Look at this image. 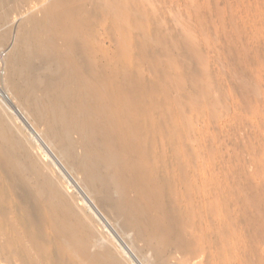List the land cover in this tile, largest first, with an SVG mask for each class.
I'll return each mask as SVG.
<instances>
[{
    "label": "rangeland",
    "instance_id": "obj_1",
    "mask_svg": "<svg viewBox=\"0 0 264 264\" xmlns=\"http://www.w3.org/2000/svg\"><path fill=\"white\" fill-rule=\"evenodd\" d=\"M61 9L74 12L80 45L73 35L51 27L50 19L58 11L63 13ZM11 26L14 30L9 31ZM17 28L34 31L31 45L24 32H16ZM3 31L13 34L0 42L1 105L7 106L11 118L14 115L12 122L33 146L30 151L38 154L33 155L47 161L42 163L47 166L45 171L65 183L59 182L63 191L66 189L70 196L73 193L72 199L77 198L81 206L76 204L95 218L98 240H109L114 251H120L115 253L129 262L124 264L162 263L156 252L151 254L152 242L144 239L150 243L144 246L145 241L137 237L138 229L126 220V213L122 211L113 218L105 205L85 191L82 174L78 172L79 176L68 164L67 168L60 153L52 152L42 139L47 123H41L35 115L31 99L16 90L17 83L30 80L36 96L48 106L55 89L46 86L43 77L59 73L63 54L78 69H83L87 58H91L93 61L87 64L96 66L100 74L127 83L140 144L154 176L162 180L167 206L161 214L174 216L172 221L177 227L167 264H264V0H9L0 4ZM17 54L21 59L14 68H8L6 61L14 60ZM82 124V120H76L73 128ZM79 151L82 154L81 147ZM0 170V182L8 183L5 187L0 183V190L5 189L0 191V210L6 215L0 214V264L91 262L88 255L74 257L73 250L57 240L51 226L33 218L35 213L28 212L33 207L28 205L34 206V202L22 194L27 190L12 185L7 181L9 175L5 179V172ZM116 176L117 172L113 177L118 180ZM119 182L115 187L114 182L110 183V188L123 204L125 196L133 192L127 194ZM17 195L19 200L14 198ZM13 200L15 206L9 205ZM120 219L129 226L121 225L124 220ZM31 221H37L34 224L38 226L34 228ZM40 230H44L42 236ZM17 232L20 237L15 236ZM36 233L40 237L33 235ZM21 235L29 239L25 241ZM25 246L31 247L29 251ZM101 260L98 264H104Z\"/></svg>",
    "mask_w": 264,
    "mask_h": 264
},
{
    "label": "bare ground",
    "instance_id": "obj_2",
    "mask_svg": "<svg viewBox=\"0 0 264 264\" xmlns=\"http://www.w3.org/2000/svg\"><path fill=\"white\" fill-rule=\"evenodd\" d=\"M7 1L9 0H0V4L2 5ZM58 4L59 3H57V5ZM58 13L59 14H56L54 17L50 19L49 23L51 27H53L57 32H62L64 34L73 35L75 39L77 40L78 44L80 45L81 40H80L79 24H78L76 17H74V12L69 11V10L66 11L65 9V11L63 10V13H60L59 11ZM66 13H70V15ZM3 16L5 17V15ZM11 30H14V28L12 29V26L10 27L9 31ZM15 30L17 33L20 31L24 32L23 35L27 39L28 43L31 45V37L34 35L33 30L25 29L24 31V29L20 30V28H17ZM9 31L7 30V32ZM10 33L6 34V32L4 31L0 32V42H2L3 40H6L8 36H10L9 35ZM12 52H14V50ZM16 56H17L16 58H15V55L14 57L10 58L11 60L12 58H15L14 60L10 62L6 61L7 66H9L8 68L10 67L14 68L16 63L21 59L18 54ZM61 57L63 59V63L61 62L63 64V67L59 71V73L55 74L56 76H53L54 74L52 75L51 73V76L53 77H51L50 75L43 77L42 82L46 86H49L51 88L53 87L55 89L54 94H51L49 97L50 104L48 106L43 105L40 98L36 96L35 85L30 80H26L24 83H22V85L18 83L16 84V90L23 97L31 99L32 110L35 113V115L38 116L40 122L47 123L46 131L44 132V135L42 136L40 132H39L40 134L38 133V135L39 136L41 135L42 139L44 140L46 144H48L49 148L53 149L52 152L54 151L57 155L59 153L61 154V155L59 154V157L61 156V159L64 161V163H66L65 164L66 166L68 164L69 167L72 166L75 169L74 170L75 172L77 171L76 173L80 172L82 174L81 176L82 184L87 189V190L85 189L84 190L87 191L91 195L92 199L94 198L95 201H97L99 204L105 205V209L107 213L114 216L113 218L119 217L118 215L122 211H124V213H126L125 215H127L126 220L128 219L129 221H132V224H134L137 227L138 232L135 233L137 237H139V239L140 238L143 239V241H145L144 239H146L147 241L152 242L151 244H152L153 251H151L152 249L150 250L151 254L153 255V252H156L157 257L159 258V261L162 264L170 263L168 262L170 258L169 248L173 246L172 244L175 241V238L173 235H175L174 231H175V228L177 227H174V224H173L174 222L172 221L174 216H171V215L164 216L161 214L162 211H164V208L167 206L166 205L167 200L165 201L164 196H162L163 194L162 184L159 181L161 179L160 178L158 179V177L156 178L154 176V172H152L153 168L152 169L150 168L151 164L150 163H149L150 165L148 164L145 154L143 152V147L140 144L141 134L135 126V121H134V110L135 109L132 104V99L129 94V88L127 86V83H125L124 81H116L115 79L108 78L100 74L96 66H92V64H87V61L88 63H91L93 61L91 58L90 59L87 58V61L85 62L83 69H78L73 65L72 62H70V60L67 58L66 55L63 54L61 55ZM58 66H60V64ZM59 68L60 67H58V69ZM16 74H17L16 76H18V70L16 71ZM6 107L1 105L0 103V167L7 176L5 178V174L2 173L4 174V176L2 177L7 179L9 175L10 179L8 178L9 180L7 179V181H11L12 185L20 186L21 188L23 189L25 188V190H27V194H25L26 193L24 192L25 190L24 191L20 190L21 192H24L22 194L26 195V196H23V198L32 199L34 202V206H33V203H31L32 205L31 204L28 205L29 207L32 206L33 208H31L30 210L28 207L30 211L28 210L27 211L30 212V214L35 213L34 214V216L36 215L35 217L32 215L34 219L37 217L38 219H41V221L44 224L51 226L52 229H54L57 234V236L54 235L57 237V240L61 244H64V246L68 248L69 250L71 249L73 250L71 251L72 253H74V255L73 254L71 255H73L74 257L78 256V254L80 255L82 254L85 257L86 255H88L91 262L87 261L88 263L86 264H89V263L98 264L99 262L102 261L101 259H103L104 264H124L123 263L124 258H121L122 255L121 254L120 256L117 255L120 251L118 252L117 251L118 249H117L115 251L118 253H115L113 247L108 244L109 240L106 241L107 239H105L107 243L104 242V240L103 241L101 239H99L101 241L98 240L99 237L97 238V235H96L97 227L96 228L94 227V224H96L94 220L95 218H93L90 214L85 212L86 210L84 211V209L80 207L81 205L77 201V198H76V201L78 202L80 206L76 204V201L72 199L74 197V194L72 192H71L72 196H70L66 193L67 192L66 189H65L66 192L65 190L63 191L62 188L64 187L63 186L61 187L63 182L61 183L60 181L57 180V178L53 177L47 171H45V167L47 169V166L44 167V165L42 164L44 162L43 160H41L40 158L41 156L39 157L40 158V161H39V159L37 158L38 156L33 155L35 150L32 151L33 153L30 151L33 146L31 145V143H28L30 145L27 144L26 139L28 140V138H26L25 136V139H24V136H22L21 134L23 132V131L21 132L22 129H20V127L17 128L16 127L17 125L16 126L14 125L13 123L15 121L13 118L14 115L12 116L13 118L12 119L9 114L10 112L7 111L8 109L6 110ZM48 112L50 113L49 115L50 117L47 119L46 114ZM79 119L83 121V124L80 125L75 130L73 128V124L76 120H79ZM75 134L78 135L77 138H75ZM80 147L83 150L82 154H80V151H79ZM4 149H7V152H8L7 155L6 153L4 154ZM18 162L20 163L22 162V164ZM45 163H47V161ZM60 163L62 162L60 161ZM114 167H116L117 170H115ZM115 172H117V176H118V177L116 176V178H118V180L122 184L113 177ZM80 173H78L79 176H80ZM105 173L107 176H105ZM57 177L58 179H60L59 176ZM108 178H113L114 180L108 181ZM116 181L119 182L121 185H123V188L126 189V192L127 191L133 192L132 194L129 193L130 195L127 192L128 198H126L127 196H125L124 199L126 200L123 201V204L117 201L116 196H118L117 195L118 193H116L114 190L110 188L111 186L110 183L114 182L113 186L115 187ZM2 182L3 181H1L0 183ZM5 182L6 181H4V184L3 183L1 184V185H4V187L6 186ZM59 182L61 183V185ZM63 185H65V183ZM113 186L112 188L114 189ZM16 188H13L15 189V192H16ZM81 188L83 190V187ZM123 192L125 193V191ZM4 193H7V192H4ZM18 193H19V190L18 192H16V194ZM14 198L18 199V195L17 197H14ZM17 199H16V202L17 203L19 202L18 204L20 203L22 204L23 199L20 198L22 199V201L21 200L18 201L19 199L18 200ZM7 200L8 198H6L5 200L8 203L10 202L11 199H9L8 201ZM14 200H13V204H9V205L15 206L16 203L14 204ZM118 200L120 199L118 198ZM95 201L93 200V202ZM3 202L4 201H2V204H4ZM24 204H22L21 206H24ZM17 205H16V208H17ZM10 209L13 210V207ZM155 209H159L160 211L156 213L154 212ZM0 211L2 213L4 212L2 210ZM8 211H9V208H8ZM8 211L6 210L7 214H8ZM23 211H24V208H23ZM2 213H0L2 216L5 215L4 213L3 214ZM24 214H25V211L23 215ZM27 215H29V213ZM19 218L18 220H20ZM2 219L0 220L2 221ZM122 220L120 219V221ZM4 221L6 220L4 219ZM31 222H29V225L31 224ZM35 222L33 221L32 222L33 224H31L32 226H34V228L38 226V225L35 226L36 224ZM22 223L24 224L23 220H22ZM37 223H39V220ZM41 224L39 227L44 225V224L42 225ZM124 224H126L125 220L124 222H122L121 225H124ZM125 228L126 227H124V229ZM14 229H17V228H14ZM38 229H41V228H38ZM132 229H134V227H132ZM26 230L28 229L26 228ZM41 230L39 231V233H41L40 235L42 236L43 231L45 229L43 231ZM10 231L8 233H10ZM126 231L129 234V231L128 230ZM39 233H36L33 235H38ZM99 233L100 232L97 231V234ZM28 234H30V232ZM134 235L132 237H134ZM15 236H18V232H17V235ZM26 236L27 235L23 237H26ZM9 237L10 239H12L11 238L12 236L10 234H9ZM178 237H179V234H178ZM4 238L7 239V237H4ZM102 238H104V236ZM21 239L19 238L17 240L21 241ZM26 239L28 240L29 238L26 237L25 241ZM135 239L137 238L135 237ZM177 241L179 242L180 240H177ZM6 242L10 244V241H6ZM29 242H31V240ZM39 242L40 240L38 241V243ZM136 242L138 241L136 240ZM149 242L145 241L144 246L150 245ZM8 243H5V244H8ZM22 243H18V244L23 245ZM138 243L137 245L139 248V244L141 243L139 244ZM146 243H149V244L147 245ZM111 244L113 245V243ZM32 245L33 244H31V246ZM26 247L28 246H25V248ZM29 247L26 249L28 250L31 248ZM182 247H184V245ZM9 248L12 249L13 247H9ZM13 249H15V247ZM19 250H21V246L18 249V251ZM168 250H169V253H168ZM34 251H35V248H34ZM30 255L31 254H29L28 256ZM72 257L70 256V258ZM61 258L63 257L61 256ZM125 259L127 261V258ZM77 260L78 259H76L75 261ZM85 261L83 262V264H85ZM125 263H129V262H125ZM156 263H159V262H156Z\"/></svg>",
    "mask_w": 264,
    "mask_h": 264
}]
</instances>
